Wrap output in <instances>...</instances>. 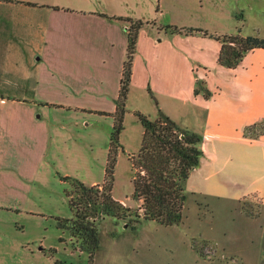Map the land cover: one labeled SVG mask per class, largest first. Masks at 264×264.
Returning a JSON list of instances; mask_svg holds the SVG:
<instances>
[{
  "label": "crops",
  "instance_id": "obj_1",
  "mask_svg": "<svg viewBox=\"0 0 264 264\" xmlns=\"http://www.w3.org/2000/svg\"><path fill=\"white\" fill-rule=\"evenodd\" d=\"M138 1L0 0V264L89 257L57 225L56 216L73 217L69 183L59 174L88 185L104 180L128 54L124 18L149 21L139 32L124 126L139 122L136 110L155 117L161 109L202 136L204 154L184 184L181 224L141 220L129 246L116 255L108 250L109 262L215 264L195 248L200 238L243 264H264V219L242 208L248 197L264 207V134L246 135L264 121V48L227 67L218 60L219 40L162 29L132 12ZM197 80L209 98L195 94ZM102 246L95 260L107 251Z\"/></svg>",
  "mask_w": 264,
  "mask_h": 264
},
{
  "label": "trees",
  "instance_id": "obj_2",
  "mask_svg": "<svg viewBox=\"0 0 264 264\" xmlns=\"http://www.w3.org/2000/svg\"><path fill=\"white\" fill-rule=\"evenodd\" d=\"M124 20L129 22L128 54L123 69L117 110L114 113L115 125L111 133L104 180L95 185H88L79 178L60 175L61 180L72 185L71 189H65V193L69 197L73 217L56 216L55 219L59 227L70 231L72 246L89 253V264H93L101 247L99 226L107 216L129 218L125 224L131 229H135L143 219L167 226L181 224L187 199L184 184L192 171L200 165L204 154L201 148L202 136L199 133L182 127L161 109H158L154 118L136 110L135 114L144 128L141 148L130 157L134 170L133 198L141 201L138 211L131 215L132 210L114 197L117 157L119 152L124 150L120 135L125 127L124 118L127 112L133 59L139 32L145 23L142 19ZM161 28L187 35L201 34L216 38L222 43L218 60L222 65L231 68L237 67L249 51L264 48V38L256 35L244 36L240 32L217 35L202 28L176 25H165ZM194 92L206 98L212 95L202 80H197ZM261 123L264 121L247 127L246 135L253 138L263 135L264 126L263 130L256 132V129L262 126ZM130 216L136 217L132 219ZM193 243L204 257L208 255L204 249L212 246L211 241L203 239H200L198 244L195 241Z\"/></svg>",
  "mask_w": 264,
  "mask_h": 264
},
{
  "label": "rangeland",
  "instance_id": "obj_3",
  "mask_svg": "<svg viewBox=\"0 0 264 264\" xmlns=\"http://www.w3.org/2000/svg\"><path fill=\"white\" fill-rule=\"evenodd\" d=\"M83 1L87 2V0ZM93 1L96 2V0ZM138 3L137 6L132 8V12L140 17H146L148 19L155 18L160 25L159 27H164L168 24L173 25L175 23L179 25V27H218L221 31L226 29L231 33L240 32V34L244 36L256 35L264 38V0H140ZM159 5L161 6L162 13H158ZM147 23H149V21H145L144 26ZM1 53L2 49L0 50V57ZM4 82L2 74L0 73V83H2L3 87ZM145 110L147 111L142 112L154 118L151 114L152 112L148 109ZM131 119L132 122H127V127H125L126 137L124 140H120L124 150H121L117 157L113 195L115 194L114 197L117 196L124 199L126 202L124 205L132 210L131 215H135L141 201L133 198L134 186L132 178L134 170L130 157L132 154L138 153L141 148L142 124L140 120L136 122L137 120L134 121L133 118ZM136 123L140 124L137 126ZM261 125L262 126L256 129V132L261 131L264 123H261ZM60 175L61 174H59V177ZM67 188L71 189L72 185L69 183V187ZM67 198L69 203V197L67 196ZM242 208L245 212L254 216L259 217L262 215L264 219V207L261 206L259 199L254 197L245 198ZM130 217L133 219L136 216ZM128 219L129 218L107 216L102 221L99 226L101 233L100 242L102 241V247L107 251L100 253L98 259L94 260L93 264H122V259L116 257H113L109 262L106 253L109 250L116 255L125 248L126 245L129 246L127 240L132 233L131 228L125 224ZM126 234L128 235L127 239H125ZM194 241L198 244L200 238H195ZM204 251L208 254L206 258H209L215 262V264H243L237 256L227 255L225 252L223 253L214 242H212L211 247H206ZM87 254L89 255L88 252ZM83 257H81L79 261H75V264H83V261H87L89 258L87 255Z\"/></svg>",
  "mask_w": 264,
  "mask_h": 264
}]
</instances>
